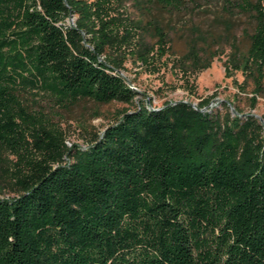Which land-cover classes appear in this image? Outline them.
Segmentation results:
<instances>
[{"label":"trees","instance_id":"16d2710c","mask_svg":"<svg viewBox=\"0 0 264 264\" xmlns=\"http://www.w3.org/2000/svg\"><path fill=\"white\" fill-rule=\"evenodd\" d=\"M125 1L0 0V147L16 156L19 187L0 197V264H264V125L238 109L221 116L210 98L135 103L120 55L148 63L167 33ZM219 1L251 23L225 74L232 61L261 92L264 0ZM134 2L148 13L202 0ZM206 52L191 40L183 65L209 66ZM37 90L129 106L71 147L27 103Z\"/></svg>","mask_w":264,"mask_h":264},{"label":"rangeland","instance_id":"374dc122","mask_svg":"<svg viewBox=\"0 0 264 264\" xmlns=\"http://www.w3.org/2000/svg\"><path fill=\"white\" fill-rule=\"evenodd\" d=\"M122 9L134 20L157 19L167 33V52L151 56L148 63H141L132 56L128 47L120 55L124 61L119 72L137 92L135 103H151L157 107L166 101L198 104L210 98L209 109L214 108L221 116L238 109L242 114H252L264 125V87L261 92H254L252 80L242 69H235L232 61L228 63L230 73L225 74L226 62L233 60V44L242 52L248 46L246 31L251 29V23L245 14L223 9L219 0H202L199 6L189 4L173 12L154 8L148 13L134 0H127ZM71 19L74 17L68 21ZM143 39L149 43L156 41V37L146 32ZM193 39L207 51L202 55L203 62L214 54L209 66L186 69L183 65L181 56ZM25 96L30 108L41 113L47 126L57 130L71 147L73 144L82 148L88 146L121 108L129 106L122 102L100 103L89 99L65 103L39 90L28 91ZM15 162L16 156L0 147V197L19 193L13 177Z\"/></svg>","mask_w":264,"mask_h":264},{"label":"water","instance_id":"95a60500","mask_svg":"<svg viewBox=\"0 0 264 264\" xmlns=\"http://www.w3.org/2000/svg\"><path fill=\"white\" fill-rule=\"evenodd\" d=\"M73 21H74V19H71L70 22L73 23ZM192 105H193V106H196V104H193V103H192ZM207 106H209V104H208ZM207 106L203 107L202 109H206Z\"/></svg>","mask_w":264,"mask_h":264}]
</instances>
